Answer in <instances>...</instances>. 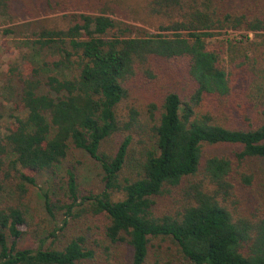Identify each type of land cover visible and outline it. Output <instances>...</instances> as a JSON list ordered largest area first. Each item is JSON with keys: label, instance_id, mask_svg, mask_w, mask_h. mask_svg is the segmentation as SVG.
Wrapping results in <instances>:
<instances>
[{"label": "trees", "instance_id": "1", "mask_svg": "<svg viewBox=\"0 0 264 264\" xmlns=\"http://www.w3.org/2000/svg\"><path fill=\"white\" fill-rule=\"evenodd\" d=\"M80 7L65 26L3 33L27 32L55 59L0 69V264H264V34L209 42L217 30L264 33V0ZM224 143L240 148L204 154ZM74 150L101 166L103 190L80 194L68 167L61 195L44 192L50 219L32 213L31 186ZM25 236L37 245L21 246Z\"/></svg>", "mask_w": 264, "mask_h": 264}, {"label": "rangeland", "instance_id": "2", "mask_svg": "<svg viewBox=\"0 0 264 264\" xmlns=\"http://www.w3.org/2000/svg\"><path fill=\"white\" fill-rule=\"evenodd\" d=\"M13 4L11 7H0V69L6 70L10 68L13 64H21L23 66L28 65L29 59H36L38 61H43L49 59V57H54L55 54L52 53L53 50L43 54H35V46L31 45V39H27V32L23 36L9 37L7 39L4 36V31L7 27L15 24H26L32 23L29 25V29H33L35 26L33 22L42 19H50L48 22L49 25H59L65 26L66 21L63 18L65 15H71L73 13L84 11L81 8V2L83 0H52L48 3V0H12ZM10 3V2H9ZM96 3V2H95ZM103 6V4H102ZM105 9H108L111 12V7L105 6ZM117 20L122 22L135 23L133 21H128L119 17L117 14H111ZM137 24V23H135ZM142 27L148 28L140 23ZM153 32H157L153 28H148ZM248 34L249 37L253 40L260 41L262 39L261 35L264 33H256L247 30H217L216 35L209 38L211 46L215 44L217 40H222L225 38H238L240 39L243 35ZM55 59V57H54ZM35 60V61H36ZM49 71H54L58 74L70 75L71 72L68 69H63L59 67H50ZM3 93L13 95L15 93L12 86L6 85L2 90ZM137 95L142 98L145 96V92L137 91ZM16 97V96H15ZM10 98V99H14ZM13 101V100H12ZM145 100H143L144 105ZM127 111V110H126ZM147 139V134L144 135ZM119 137L111 138L105 142L102 146L103 150L111 151L118 144ZM239 145L233 144H216L204 146V154L211 155L214 153H227L231 150L239 149ZM137 142H134L131 146L128 165L126 167V173H133V170L140 166L141 164V152ZM259 162H256L258 164ZM264 166V164H262ZM72 167L77 173L78 177V186L80 194H88L90 192L99 193L103 190V183L101 181V166L94 161L89 155L80 150H74L70 156L69 162L61 165L56 172H42L38 178L36 185H32V197H31V211L34 214H39L41 216L49 217L44 203V192H49L53 198H57L61 195L63 190H61L62 185L65 184V181H62L63 176L66 174V169ZM166 204V201L160 202V206L163 207ZM61 213L58 214V218L62 219ZM55 223V221H54ZM60 223V222H59ZM30 237L25 236L21 242V246H36L37 243H32Z\"/></svg>", "mask_w": 264, "mask_h": 264}, {"label": "built area", "instance_id": "3", "mask_svg": "<svg viewBox=\"0 0 264 264\" xmlns=\"http://www.w3.org/2000/svg\"><path fill=\"white\" fill-rule=\"evenodd\" d=\"M250 33H252V32L250 31Z\"/></svg>", "mask_w": 264, "mask_h": 264}]
</instances>
